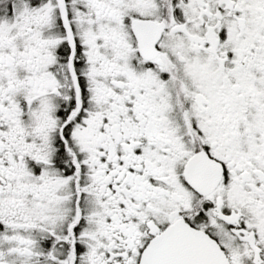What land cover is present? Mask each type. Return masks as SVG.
<instances>
[{"label": "snow or ice", "instance_id": "6c2138e0", "mask_svg": "<svg viewBox=\"0 0 264 264\" xmlns=\"http://www.w3.org/2000/svg\"><path fill=\"white\" fill-rule=\"evenodd\" d=\"M0 264H264V0H0Z\"/></svg>", "mask_w": 264, "mask_h": 264}]
</instances>
